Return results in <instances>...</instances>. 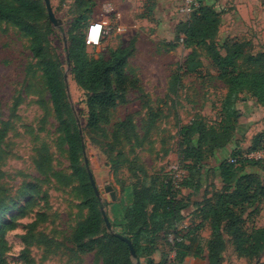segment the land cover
<instances>
[{
  "label": "rangeland",
  "instance_id": "1",
  "mask_svg": "<svg viewBox=\"0 0 264 264\" xmlns=\"http://www.w3.org/2000/svg\"><path fill=\"white\" fill-rule=\"evenodd\" d=\"M29 1L41 9L31 19L41 57L29 35L0 21V264H102L94 253L76 252L75 231L90 212L70 160L67 131L80 137L78 167L88 178L92 173L100 200L107 203L102 209L113 220L112 205L123 209L131 200L136 176L180 175L183 126L201 121L219 130L225 124L222 107L228 86L208 47L184 46L180 14L159 16L157 0H50L58 27L49 20L45 0ZM100 19L109 20L113 32L94 47L86 37ZM226 27L233 39L250 44L249 52L264 51V30L258 34L236 23ZM216 44L221 46L220 41ZM72 50L89 60H109L116 50L126 53L124 82L113 74L115 104L98 112L96 132L87 127L92 94L75 79ZM48 70L51 81L61 85L59 107ZM245 100L257 103L243 93L236 104ZM241 124L234 137L240 130L237 141L245 144L240 148L248 156L259 134H244L245 119ZM205 155L214 160L207 151ZM248 213L247 229L264 228V202ZM202 237L206 243L209 229ZM161 244V251H169ZM130 261L141 263L137 254ZM185 264L208 262L191 258ZM221 264H264V252L248 259L229 248Z\"/></svg>",
  "mask_w": 264,
  "mask_h": 264
},
{
  "label": "trees",
  "instance_id": "2",
  "mask_svg": "<svg viewBox=\"0 0 264 264\" xmlns=\"http://www.w3.org/2000/svg\"><path fill=\"white\" fill-rule=\"evenodd\" d=\"M40 14L39 6L29 0H9V3L0 0V21L12 23L29 35L38 57L42 54L41 41L31 25V19ZM220 17L215 8L200 4L195 13L180 23L183 26L180 41L186 47H208L215 69L228 86L222 107L226 125L220 126L219 130L209 128L201 121L183 126L179 132L180 175L144 172L136 176L131 184V200L123 204V209L120 205H112L113 220L108 214L112 229L116 230L112 234L108 233L102 216V208L107 203L98 199L87 173L78 167L82 151L80 137L67 131L70 160L82 183L90 212L88 219L77 227L74 234L78 254L94 253L102 264H131L129 246L121 237L133 243L140 264H184L189 257L206 258L208 264H221L229 248L248 259L264 252V228L247 229L245 218L252 214L248 213L250 209L255 211L264 202V161L248 159L240 146L219 165L223 183L221 190L216 191L215 185L210 186L212 190H206L203 201L193 213V219L184 223L186 217L183 212L188 209L189 203L182 198V191L185 188L200 190L203 171L213 161L207 159L206 151L215 160L217 153L233 141L240 119L236 109L239 97L243 93L251 94L264 107V51L254 54L248 51L249 43L222 39L219 36ZM217 41H220V47ZM70 57L75 64L78 85L92 94L88 102L87 127L96 132L99 129L98 112L115 104L113 74L120 84L124 82L126 53L116 50L109 60H89L86 55L84 58L75 56L72 50ZM47 75L54 104L59 107L61 85L51 81L49 70ZM252 146L250 153L264 149V134H259ZM183 172L185 174H181ZM207 229L209 239L203 243L202 233ZM163 242L169 251H161ZM156 254H160L158 260Z\"/></svg>",
  "mask_w": 264,
  "mask_h": 264
},
{
  "label": "crops",
  "instance_id": "3",
  "mask_svg": "<svg viewBox=\"0 0 264 264\" xmlns=\"http://www.w3.org/2000/svg\"><path fill=\"white\" fill-rule=\"evenodd\" d=\"M200 2L204 6L215 8L220 13L221 25L219 36H223L224 39H233V34L231 33L232 30L230 29V31H228L229 28L227 29L226 27L231 23L242 24L248 30L253 29L254 32L258 34L264 30L263 0H200ZM178 5L179 0H157L156 2V6L161 7L158 12L161 17H168L174 14L177 15ZM156 18L159 17L157 16ZM186 20V17L180 15V23L185 22ZM249 101L250 100H245L244 104L238 103L236 105V109L240 113L239 126L242 125L241 119H245L246 124H244V134L252 136L253 132H255L254 130L258 132L256 134H264V107L260 106L256 102L250 103ZM239 132L240 130H237V135L233 139L234 141L228 144L224 149L220 150L216 155V159L210 163L209 167L205 168L202 176L203 186L200 190H195L194 188L183 189L182 198L189 203L188 209L183 212L184 217H186L184 223H189L193 219V213L198 209V205L203 201L206 190H212L210 186L215 185L216 191L221 190L223 183L219 170L220 163L223 160L229 159L233 151L238 149L239 146L245 145L243 142L237 141L240 139L238 136ZM181 174H185V172ZM191 258L192 257L187 258L184 264Z\"/></svg>",
  "mask_w": 264,
  "mask_h": 264
},
{
  "label": "built area",
  "instance_id": "4",
  "mask_svg": "<svg viewBox=\"0 0 264 264\" xmlns=\"http://www.w3.org/2000/svg\"><path fill=\"white\" fill-rule=\"evenodd\" d=\"M200 0H179L177 12L184 17H189L200 8ZM119 17V15H117ZM118 32L124 31L123 28L118 27ZM113 32L112 25L107 19H100L94 23L87 34L86 41L88 44L99 47L102 45L104 39ZM247 158H255L256 160L264 161V149L261 151L248 155Z\"/></svg>",
  "mask_w": 264,
  "mask_h": 264
},
{
  "label": "water",
  "instance_id": "5",
  "mask_svg": "<svg viewBox=\"0 0 264 264\" xmlns=\"http://www.w3.org/2000/svg\"><path fill=\"white\" fill-rule=\"evenodd\" d=\"M45 5H46L47 11H48L49 20L51 21V23L54 24V26L58 27V21L55 17L53 10H52L50 0H45ZM89 175H90L91 184L94 188V192H95L96 196L100 199L101 198L100 192L97 188L94 177H93L91 172H89ZM102 216H103V219L105 221V225H106L107 230L111 232L112 231V225H111V223L107 217L106 211L104 209H102ZM121 239L128 244L129 249H130V253H131V257L135 259L136 258V251H135L133 243L126 237H121Z\"/></svg>",
  "mask_w": 264,
  "mask_h": 264
}]
</instances>
